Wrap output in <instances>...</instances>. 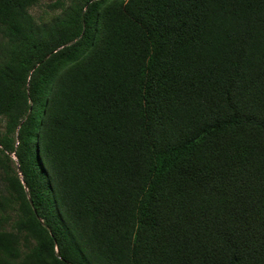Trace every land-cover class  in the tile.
Returning a JSON list of instances; mask_svg holds the SVG:
<instances>
[{
  "label": "trees",
  "instance_id": "obj_1",
  "mask_svg": "<svg viewBox=\"0 0 264 264\" xmlns=\"http://www.w3.org/2000/svg\"><path fill=\"white\" fill-rule=\"evenodd\" d=\"M42 1L0 0V264H264V0Z\"/></svg>",
  "mask_w": 264,
  "mask_h": 264
},
{
  "label": "rangeland",
  "instance_id": "obj_2",
  "mask_svg": "<svg viewBox=\"0 0 264 264\" xmlns=\"http://www.w3.org/2000/svg\"><path fill=\"white\" fill-rule=\"evenodd\" d=\"M55 0H43L39 5L34 6L31 8V14L36 18L38 21H43L45 23H49L53 17V11L49 8V5L52 4ZM0 42H2V38L0 37ZM5 122L1 121L0 131L4 130ZM1 157V155H0ZM13 159L16 158L12 155ZM4 190V185L1 180L0 176V192Z\"/></svg>",
  "mask_w": 264,
  "mask_h": 264
}]
</instances>
